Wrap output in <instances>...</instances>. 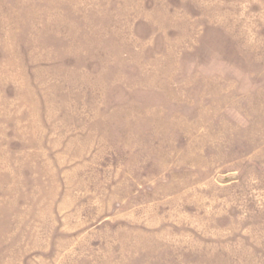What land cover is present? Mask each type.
Returning a JSON list of instances; mask_svg holds the SVG:
<instances>
[{
    "label": "rangeland",
    "instance_id": "374dc122",
    "mask_svg": "<svg viewBox=\"0 0 264 264\" xmlns=\"http://www.w3.org/2000/svg\"><path fill=\"white\" fill-rule=\"evenodd\" d=\"M0 264H264V0H0Z\"/></svg>",
    "mask_w": 264,
    "mask_h": 264
}]
</instances>
